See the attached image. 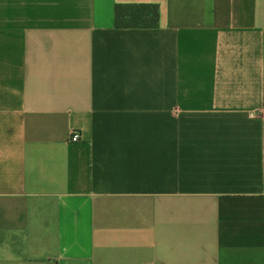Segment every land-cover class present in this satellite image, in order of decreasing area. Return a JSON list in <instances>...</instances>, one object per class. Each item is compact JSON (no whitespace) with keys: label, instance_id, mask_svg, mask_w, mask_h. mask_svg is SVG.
Masks as SVG:
<instances>
[{"label":"crops","instance_id":"obj_1","mask_svg":"<svg viewBox=\"0 0 264 264\" xmlns=\"http://www.w3.org/2000/svg\"><path fill=\"white\" fill-rule=\"evenodd\" d=\"M0 264H264V0H0Z\"/></svg>","mask_w":264,"mask_h":264},{"label":"trees","instance_id":"obj_2","mask_svg":"<svg viewBox=\"0 0 264 264\" xmlns=\"http://www.w3.org/2000/svg\"><path fill=\"white\" fill-rule=\"evenodd\" d=\"M116 28H155L159 9L155 4H117L114 8Z\"/></svg>","mask_w":264,"mask_h":264},{"label":"built area","instance_id":"obj_3","mask_svg":"<svg viewBox=\"0 0 264 264\" xmlns=\"http://www.w3.org/2000/svg\"><path fill=\"white\" fill-rule=\"evenodd\" d=\"M80 139V134L77 132H72L71 136H70V140L72 142H76Z\"/></svg>","mask_w":264,"mask_h":264}]
</instances>
